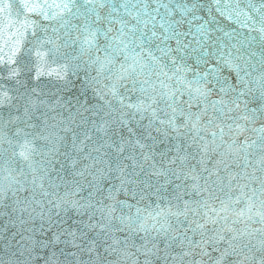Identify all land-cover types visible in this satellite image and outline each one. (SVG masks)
I'll list each match as a JSON object with an SVG mask.
<instances>
[{"label": "snow or ice", "instance_id": "obj_1", "mask_svg": "<svg viewBox=\"0 0 264 264\" xmlns=\"http://www.w3.org/2000/svg\"><path fill=\"white\" fill-rule=\"evenodd\" d=\"M0 264H264V0H0Z\"/></svg>", "mask_w": 264, "mask_h": 264}, {"label": "water", "instance_id": "obj_2", "mask_svg": "<svg viewBox=\"0 0 264 264\" xmlns=\"http://www.w3.org/2000/svg\"><path fill=\"white\" fill-rule=\"evenodd\" d=\"M30 39V37H29ZM53 61H55L53 63ZM62 59L61 58H58V57H50L49 60H48V63L44 66V71L45 72H49L51 71L53 73V75L49 76V75H41L40 78L38 80L36 79H32V77H34L35 75V72H36V67H35V57L32 56L29 58V67L32 69V71L28 72L27 73V76L29 78V83L32 85V86H36L38 87V89H43L45 92L49 91L50 89L51 90H55L53 88V85L57 84L58 82L56 81L55 79V71L58 70V65L60 63H62ZM73 79H75L73 77ZM6 84H10L9 81H5ZM77 87H79V81H77V84H76Z\"/></svg>", "mask_w": 264, "mask_h": 264}]
</instances>
